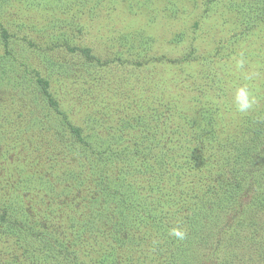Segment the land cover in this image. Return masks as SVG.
Listing matches in <instances>:
<instances>
[{
	"label": "rangeland",
	"instance_id": "1",
	"mask_svg": "<svg viewBox=\"0 0 264 264\" xmlns=\"http://www.w3.org/2000/svg\"><path fill=\"white\" fill-rule=\"evenodd\" d=\"M263 146L264 0H0V264H264Z\"/></svg>",
	"mask_w": 264,
	"mask_h": 264
},
{
	"label": "trees",
	"instance_id": "2",
	"mask_svg": "<svg viewBox=\"0 0 264 264\" xmlns=\"http://www.w3.org/2000/svg\"><path fill=\"white\" fill-rule=\"evenodd\" d=\"M262 151L264 152V146H263V148H262ZM193 165L191 164V163H188L187 164V167H186V173L184 172L183 173V175L184 176H186V177H188V175H190L191 174V171H192V169H193ZM189 178H187V180H188ZM152 180H155V178L153 177V179ZM218 183H216V182H213V183H211V184H209L206 188H205V191L204 192H212L215 188H216V186H219V185H217ZM193 189L194 188H187V189H185V190H181V192L182 193H185V194H188L189 192H191V191H193ZM264 192V191H263ZM143 211H144V208H143V210H142V218H141V221L142 222H146V221H148L147 223H149V221L151 220V221H155V222H157V223H159L160 224V229H158V231H160L163 235H166L167 237H169V230L171 229V228H169V227H171V223H170V221H171V219H172V217L173 216H167L166 214H164V213H157V214H155V215H148V214H143ZM162 211V210H161ZM194 217H195V215H193V217L190 219V218H188L189 219V221L190 222H192L193 220H194ZM178 217H176V219H177ZM176 238V237H175ZM179 242V241H178ZM185 242V240L183 239V242H179L178 244H179V249H181V251L182 252H184V253H187L186 252V249H183V243ZM165 244V243H164ZM157 248H159V249H161L162 250V246L160 245V244H158L157 245ZM170 251V254L168 255V256H174V254L178 251V249L174 246V247H168V249H167V252H169ZM158 254L161 256V259L163 258V255H162V253H160V252H158ZM218 259V258H217ZM171 264V263H170Z\"/></svg>",
	"mask_w": 264,
	"mask_h": 264
},
{
	"label": "clouds",
	"instance_id": "3",
	"mask_svg": "<svg viewBox=\"0 0 264 264\" xmlns=\"http://www.w3.org/2000/svg\"><path fill=\"white\" fill-rule=\"evenodd\" d=\"M235 107L237 111L241 113L248 112L253 107V99L250 97L248 90L244 87L238 88L235 93ZM173 236L183 239L184 233L180 230L173 229L172 233Z\"/></svg>",
	"mask_w": 264,
	"mask_h": 264
}]
</instances>
